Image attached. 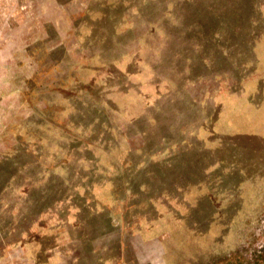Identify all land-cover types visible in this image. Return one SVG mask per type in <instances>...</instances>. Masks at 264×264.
I'll use <instances>...</instances> for the list:
<instances>
[{"label": "rangeland", "instance_id": "obj_1", "mask_svg": "<svg viewBox=\"0 0 264 264\" xmlns=\"http://www.w3.org/2000/svg\"><path fill=\"white\" fill-rule=\"evenodd\" d=\"M23 1L0 0V247L264 264V0H41L18 21ZM43 17L66 34L23 50Z\"/></svg>", "mask_w": 264, "mask_h": 264}, {"label": "crops", "instance_id": "obj_2", "mask_svg": "<svg viewBox=\"0 0 264 264\" xmlns=\"http://www.w3.org/2000/svg\"><path fill=\"white\" fill-rule=\"evenodd\" d=\"M88 1L89 0H55V5L56 6H77V7H82V10L86 7V5L88 4ZM24 2V3H23ZM21 2L20 4V7L22 6V9L19 10V13H18V21H25L26 20V17L28 20H31V21H36V20H40V14H41V0H28V3H27V6L25 4V1ZM29 5H32L34 6L36 9H37V13L34 14H30L28 8L30 7ZM27 11V12H26ZM43 12V11H42ZM43 15V14H42ZM40 17V18H39ZM68 17V18H67ZM44 18V17H43ZM43 22H46L49 23L48 27L46 29H44V33L41 35L40 33L38 35H33L32 38L34 39L32 41V45H26L24 44V46H22L25 50V48L28 50V48H30L29 46L33 47V46H39V47H44V48H47V53H49L53 48H55V46L53 44H50V41L47 40L48 38H51L52 37H55L57 38V36H60L62 37L63 35H65L66 33L62 32V30H57V19H43ZM70 18V19H69ZM68 20V27L67 29H69L70 31L69 32H78L77 31V24H75L74 22V19L72 18V16L69 17V15H66V21ZM53 22V24L51 25L50 23ZM49 28H51L49 30ZM51 33H53L51 35ZM41 39H46L42 42ZM62 45V44H60ZM63 46V45H62ZM64 50L67 51V47L63 46ZM26 50V51H27ZM28 53V51H27ZM31 53V52H29ZM23 65V64H21ZM1 69L3 70H8V69H22L21 66H20V63L19 62H14V63H5L4 64V67H2ZM24 69V67H23ZM34 70V69H33ZM7 75V82H6V85H8V89L11 87L12 90H10L9 93H11L13 91V87L14 89H17L15 87V85H17V81L20 79V80H24V79H27V78H24L25 76H22L18 75V72H16V75L18 77H10L9 74H6ZM12 76V75H11ZM13 82V83H12ZM3 100V98H2ZM12 132L10 134H5V131H2L1 133V140H0V159L2 158L1 155L2 153H4L5 151L9 150L12 146L9 145V144H13L15 143L16 141H13L12 140ZM7 144V145H6ZM64 241V239H63ZM64 243H66V241H64ZM8 245L4 246L1 244V247H0V264H34V260L32 258H27L25 254H23V250L20 249V247L18 246L17 244V240H13L12 243L8 242L7 243ZM13 246H10L12 245ZM11 248H10V247ZM13 247V248H12ZM54 264H57V261H55Z\"/></svg>", "mask_w": 264, "mask_h": 264}, {"label": "trees", "instance_id": "obj_3", "mask_svg": "<svg viewBox=\"0 0 264 264\" xmlns=\"http://www.w3.org/2000/svg\"><path fill=\"white\" fill-rule=\"evenodd\" d=\"M262 256H264V251L261 253Z\"/></svg>", "mask_w": 264, "mask_h": 264}]
</instances>
